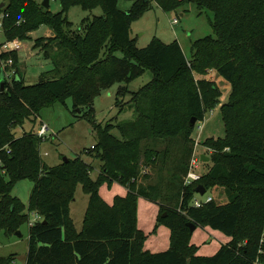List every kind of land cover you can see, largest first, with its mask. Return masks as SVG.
Segmentation results:
<instances>
[{
    "label": "trees",
    "instance_id": "16d2710c",
    "mask_svg": "<svg viewBox=\"0 0 264 264\" xmlns=\"http://www.w3.org/2000/svg\"><path fill=\"white\" fill-rule=\"evenodd\" d=\"M117 2L61 0L55 13L37 0L0 2L6 42L25 41L39 25L49 26L52 35L34 39L33 46L60 75L48 79L43 73L36 83H26L15 68L16 50L0 45V79L8 69L2 67L5 60L12 59L15 68L3 78L0 90V231L14 234L27 221L28 214L12 195L15 182L27 178L34 183L27 210L39 219L28 225L25 264H264V0H155L165 11L192 2L200 12L213 13L215 35L193 41L189 58L177 40L154 38L137 47L130 20L149 9L150 0H135L128 10L119 9ZM71 5L100 7L102 14L83 18L72 30L66 16ZM118 50L123 57L115 56ZM145 69L152 75L132 92L133 119L116 125L121 138L108 126L94 124L97 142L90 150L102 170L95 179L78 156L47 165L39 150L42 137L33 130L18 136L13 132L37 117L44 105L68 97L89 114L92 99L114 83L120 84L119 103L128 91L126 84ZM209 70L231 87L219 107L224 135L201 142L211 151L212 164L199 180L185 186L195 126L190 120L202 121L222 96L215 81L204 76ZM160 141L163 150L156 149ZM143 164L156 170L155 183L137 182ZM103 183H118L126 193L107 203L99 192ZM78 184L89 197L82 228L76 231L69 204ZM198 184L206 190L221 185L227 201L194 207ZM139 197L157 203L156 227L170 229V243L163 251L144 249L147 236L137 226ZM190 224L217 230L229 241L212 255H200L191 243ZM12 258L0 257V264H10Z\"/></svg>",
    "mask_w": 264,
    "mask_h": 264
},
{
    "label": "rangeland",
    "instance_id": "374dc122",
    "mask_svg": "<svg viewBox=\"0 0 264 264\" xmlns=\"http://www.w3.org/2000/svg\"><path fill=\"white\" fill-rule=\"evenodd\" d=\"M3 0H0L2 2ZM42 2V0H37ZM135 0H118L117 7L121 10H128ZM61 8V0H50L49 9L52 12H58ZM102 14L100 7L91 10H85L79 5H71L67 9L66 16L72 22V30L79 28L83 18H92ZM177 20L174 23V20ZM213 13L210 10L199 11L195 3H188L176 11H165L161 9L155 2L150 0V8L142 11L140 14L133 16L129 24V32L131 38L137 47H145L152 39L156 38L164 43H170L177 40L183 49L187 58L191 55V43L196 39L212 35L213 31L210 20ZM51 29L47 24L39 25L30 33V38L21 41L22 47L17 52L16 69L19 70L26 83H36L40 80L42 74L50 79L59 77L56 72L51 70V61L42 56V52L38 46H33L34 39L49 36ZM6 38L2 27L0 26V45L5 43ZM2 48V47H1ZM116 57H123V52L118 50ZM6 67L5 76L9 78L14 73V66ZM5 60V61H7ZM151 71L145 69L140 75L134 77L126 84L128 91L119 97L117 103L116 93L119 83H114L99 95L95 96L90 102L92 111L86 114V110L78 111L79 108L74 107V101L68 97L64 102L55 101L51 104L44 105L40 108L37 117L33 120H26L22 126L13 129L15 135H21L23 132L33 130L36 134L42 124L47 126L48 132L41 137L43 140L39 144V150L42 160L47 165H56L63 161V158L80 157L90 167V176L95 179L101 174V163L95 159L90 150L91 146L96 144L97 136L95 125H101L102 128L109 127L111 133L117 138H121V132L116 127L117 124L133 119L134 112L130 107V99L132 92L137 91L141 86L151 79ZM198 77V75H196ZM207 79L215 81L221 89L222 96L219 97L218 105L206 112L202 121L195 122V126L191 135L192 138V154H205L210 158V150L201 144L208 137H222L224 135V124L221 117L219 107L226 102L230 94V84L218 76L214 70H209L206 75ZM80 110V109H79ZM38 135V134H37ZM196 141L198 145L195 146ZM174 148V145L172 146ZM175 147H179L177 144ZM164 142H157L156 149L163 150ZM195 150V151H194ZM178 154V153H177ZM191 154V155H192ZM191 158V156H190ZM190 160V159H189ZM212 162H202L200 160V168L197 172L201 175L206 173ZM147 175V176H146ZM146 176V177H145ZM156 181V170H149L144 164L141 165L140 172L137 176V182L142 184H153ZM33 181L27 178H21L15 182L12 188V195L16 196L22 204L23 212L28 214L27 221L21 224L19 231L21 236L14 234H6L0 231V257L12 256L10 264H25L28 251V225L34 220V214L28 213V198L33 188ZM123 187L113 183L108 186L103 183L99 192L102 198L111 203L115 195L123 193ZM211 195L213 201L217 204H223L227 201L224 187L221 185L210 186L206 190V196ZM89 195L83 191L82 185L78 184L75 188L73 200L69 204V212L76 231L82 228L83 217L87 207ZM146 205L147 207L143 206ZM155 202L139 198L137 201V226L148 238L147 244L150 250L163 251L168 248L170 243V229L164 224H157V216L159 210ZM159 208V207H158ZM158 210V211H157ZM204 227H197L193 234V241L198 242L200 254L209 255L217 245L220 244V237L223 234L219 231L217 236L209 238L208 243H201ZM207 244V245H206Z\"/></svg>",
    "mask_w": 264,
    "mask_h": 264
},
{
    "label": "built area",
    "instance_id": "2783aa9c",
    "mask_svg": "<svg viewBox=\"0 0 264 264\" xmlns=\"http://www.w3.org/2000/svg\"><path fill=\"white\" fill-rule=\"evenodd\" d=\"M176 22H177V20L175 18L174 23H176ZM0 26H1V22H0ZM21 47H22L21 42L17 41V40H12V41L6 42V43H4L2 45V48L4 50H18ZM10 64H11V60H7V61H4L2 63V67L4 68L5 71H6V67H9ZM47 129H48L47 126L42 124L40 126V128H39V131H37V134L41 137L46 132H48ZM196 145H198L197 141H196L195 146ZM199 162H200L199 156L196 155V152H193V154L191 155V158L189 160L188 170H187L186 174L183 177V184L185 186H188V185L192 184L193 182H195V181L200 179L201 174H199L197 172V170L200 168ZM212 200H213V197L211 195L206 196V191H205V193L203 195H200L199 193L194 192V196H193V198L191 200V204L194 207H201L204 204H206V203H208V202H210ZM38 219H39V216L37 214H34L33 222L37 221ZM260 243H264V231H263V233L261 235ZM259 251L262 252L261 249ZM255 264H260V263H259V261H256Z\"/></svg>",
    "mask_w": 264,
    "mask_h": 264
},
{
    "label": "crops",
    "instance_id": "0c3cea01",
    "mask_svg": "<svg viewBox=\"0 0 264 264\" xmlns=\"http://www.w3.org/2000/svg\"><path fill=\"white\" fill-rule=\"evenodd\" d=\"M2 3V2H1ZM49 7H50V2H49ZM0 22H1V16H0ZM52 35V32H51V34L49 35V36H51ZM6 42V41H5ZM4 44V43H3ZM3 49V48H2ZM18 51V50H17ZM115 184H118V183H115ZM119 185V184H118ZM121 186V185H120ZM121 187H123V186H121ZM123 189V193H120V194H118V195H125V193H126V189H125V187H123L122 188ZM139 198H142V197H139ZM138 198V199H139ZM144 200H145V198H143ZM108 203V202H107ZM143 206H145V207H147L146 205H143ZM157 207V206H156ZM159 207V206H158ZM156 208V209H158L159 210V208ZM157 210V211H158ZM197 229V228H196ZM196 229H195V231H196ZM203 229V233L205 234L204 236H203V238H202V240L200 241L201 243H208V241H209V238H214L213 237V235H218L217 234V230H213V229H211V228H209V227H204V228H202ZM195 231H193V233H192V237H191V243H193V244H195L196 246H198V250H197V253L198 254H200L199 252H200V249L202 248V246H199V244H198V242H194L193 241V234L195 233ZM148 238V237H147ZM217 238H218V236H217ZM220 244L219 245H217L210 253H208L209 255H212V254H214L218 249H219V247H220V245L222 244V243H225V242H227V241H229V237H227V236H225L224 234H223V237H220ZM147 241H148V239H146V241H145V243H144V249L145 250H149V251H151V252H159V250H150L149 248H147L148 247V244H147ZM207 245V244H206ZM204 246H205V244H204ZM200 255H206V254H200Z\"/></svg>",
    "mask_w": 264,
    "mask_h": 264
},
{
    "label": "water",
    "instance_id": "95a60500",
    "mask_svg": "<svg viewBox=\"0 0 264 264\" xmlns=\"http://www.w3.org/2000/svg\"><path fill=\"white\" fill-rule=\"evenodd\" d=\"M49 1L50 0H42V2H41V5L43 6V7H45V8H48L49 7ZM2 4H0V6H1ZM5 77V74L4 73H2L1 74V79H0V90H2V88H3V78ZM78 111H80L79 109H78ZM195 122H196V120H195V118H191V120H190V125L191 126H194L195 125ZM67 159L68 158H63V161H67ZM200 160L202 161V162H208L209 161V157L207 156V155H205V154H201L200 155ZM194 191L195 192H197V193H199L200 195H203L204 193H205V191H206V189L204 188V186L202 185V184H198L196 187H195V189H194ZM164 215V214H163ZM190 226V232H193L195 229H196V226L194 225V224H190L189 225ZM15 235H17V236H21V233H20V231L19 230H17V231H15Z\"/></svg>",
    "mask_w": 264,
    "mask_h": 264
}]
</instances>
